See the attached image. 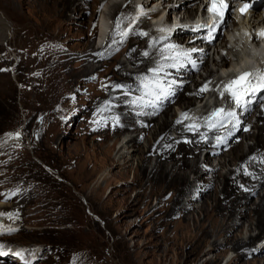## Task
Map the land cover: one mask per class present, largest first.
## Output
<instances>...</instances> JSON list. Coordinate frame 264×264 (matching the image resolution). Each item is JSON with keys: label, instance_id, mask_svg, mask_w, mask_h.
I'll list each match as a JSON object with an SVG mask.
<instances>
[{"label": "rangeland", "instance_id": "rangeland-1", "mask_svg": "<svg viewBox=\"0 0 264 264\" xmlns=\"http://www.w3.org/2000/svg\"><path fill=\"white\" fill-rule=\"evenodd\" d=\"M122 1L123 4L126 3L125 0ZM154 4L156 3L151 4L150 7ZM14 6L29 23L30 27L26 33L31 32L37 41L36 44L29 43L21 26L17 23L15 25L14 20L0 11V25L3 31V35H0V157L9 155L13 151L27 160L18 167L20 171L17 174H6V176L4 173L0 174V203L8 204L5 213L11 215H7L9 218L5 220L13 226L11 230H0V251H6L7 254H15L18 257L16 250L21 248L24 250L27 247L31 249L27 256H19L18 262L0 260V264H201L211 255L206 253L208 246L196 251L191 244L180 243L184 221L177 215L168 214V198L158 201V198L152 195L146 199L149 188H146L145 195H137L138 187L133 186L131 182L132 170L124 178L117 173V168H112L113 175L101 179L98 177V168L102 165L101 160L105 155L102 148L105 144L112 145V140L100 137L109 131L107 130L109 120L107 116L102 117L99 113H95L91 96L100 87L99 80L107 75L109 66L106 67L103 64L99 70H96L97 78L92 75L83 77V82L76 88L53 87L51 73L53 69L50 65L61 60L59 53H56L57 48L50 44L43 46L44 38L41 33L36 32L39 24L31 8L16 3ZM109 10L105 13H103L104 9L100 10L98 19L96 18L97 21L95 20L90 32L94 33L96 25H99L100 21H105V25L108 24L109 27L108 36L111 33L112 39L117 41L120 35L111 32L114 20ZM87 15H89L88 11H78L74 21H81V17ZM149 18L144 22H149ZM230 20L234 19L229 17L223 30L209 43L211 46L209 52L203 55L208 56L210 61H212L214 44L218 45L221 37H225L228 42H233L231 33L226 34V31L233 28ZM130 23L125 27L126 29L124 28L125 31L123 30L124 37L128 35L130 31L128 28L134 24V21ZM242 25L244 24L239 22V26ZM69 26L62 39L64 45L68 46L65 48L66 53L69 48L73 49L77 42L85 39L79 35L82 24L73 22ZM51 30L57 32L58 28L54 27ZM152 33H155V30H151ZM152 36H156V33ZM105 41L106 39L101 43ZM261 44L264 45V41ZM239 49H242L241 45L232 50L224 47L220 53H227L228 62L236 65L235 63L239 62ZM121 50L123 46L106 55L104 59L109 61V58L121 53ZM65 55V68L62 71L68 72L71 78L74 73L72 68L75 65L72 59L77 53L72 54L69 50V53ZM124 57L120 54V59L124 60ZM102 62L103 60L96 61L94 66H99ZM124 67L137 70V67L127 63H124ZM174 67L177 68L176 65ZM203 68L199 65L192 70L197 83L200 81V74H205ZM154 69L157 68L154 67ZM219 74L215 73L207 80L208 88L218 79ZM149 77L152 75L144 78L146 81L161 83L158 85L170 93H174L176 87L184 86L193 91L197 84L194 80H189L186 84L182 82L175 85L164 79L167 76L162 74L157 80H150ZM172 77L180 81L186 79L185 76ZM226 83V81L221 82L217 90H223ZM93 84L96 86L94 89L90 86ZM168 84H173L174 87L169 86L173 88L167 89ZM133 92L134 94L128 99L136 101L129 107L136 109L135 116H141L150 111L149 105L154 102L153 98H148L142 88L135 89ZM63 94L65 97L62 96ZM225 94L223 97H215L213 94L212 97L211 92L204 91L191 107L190 115L195 109H201L206 100L210 107L215 103L218 104L216 108L223 107ZM201 98L203 100L199 102ZM167 105H172L171 112L175 111L177 116L181 115L182 109H179V104L174 101V98L164 106ZM259 106H264V96L259 99L257 97L249 105L248 111L244 110L241 116H233L238 129L228 138V141L234 140V137L240 133L248 132L249 126L241 127V122L252 116L253 111ZM159 110L160 108H157V111ZM237 111L240 112L239 107ZM196 113L198 111L193 117ZM227 121L223 120L221 125H225ZM221 125L217 127V131L222 127ZM170 133L173 139L178 137L174 130L171 129ZM129 134L125 133L119 143H115L114 146L119 147L122 140H126ZM219 138L225 152L228 147L225 144V135H220ZM245 143L247 147L252 144V141L247 139ZM144 144L143 138L139 145ZM194 150L200 154L199 159L202 162L207 149L195 146ZM219 152L212 150L210 154H215L216 158L213 157L210 164H205L201 168L213 167L216 173L222 175L232 170L233 167L230 165L224 168L219 167V161H222L221 152ZM131 161L133 165H136V160ZM153 163L152 157L148 163V171ZM110 169L111 167H105L102 171L107 172ZM209 175L207 174L199 181L200 185L207 187ZM262 177L261 186L242 199V206L238 211L244 209L246 204L252 207L259 202V198L264 194V174ZM193 178L194 175H191V179ZM193 182V185L199 183ZM215 186L216 189L221 190L220 185ZM195 189L198 190H195L193 194L198 192L197 196L200 191L199 188ZM5 194L12 195L3 197ZM183 201H186V197ZM199 204L200 202H197V205ZM0 216L4 218V215ZM242 226V236L247 238L249 235L258 234L257 230L247 232L249 228L247 223ZM236 229L234 228L232 232ZM263 236L264 233L245 251L228 249L217 264H226L231 258H235L237 264H264ZM186 258H190L188 263H184Z\"/></svg>", "mask_w": 264, "mask_h": 264}, {"label": "bare ground", "instance_id": "bare-ground-1", "mask_svg": "<svg viewBox=\"0 0 264 264\" xmlns=\"http://www.w3.org/2000/svg\"><path fill=\"white\" fill-rule=\"evenodd\" d=\"M159 1L125 0L126 3L123 4L122 0H0V11L4 14L6 13L10 19L14 20L15 25L17 23L21 26L28 37L29 43L36 44L35 35H31V32L26 33L30 27L28 21L24 19V16L21 15L20 10L14 4L31 8L39 24L36 32L41 33L44 38L43 46L47 44L55 46L57 48L56 53H59L61 59L60 62H53L50 65V68L53 69V72H51L53 75V87L59 86L61 89L76 88L78 84L83 82V77L92 75L97 78L98 72L96 70H99L103 64L106 67L109 66L107 75L102 80H99L100 87L91 96L95 113H99L102 117L105 115L109 120L107 129L109 131L100 137L112 140V145L105 144V147L103 146L102 148L105 155L101 160L102 165L98 168V177L101 179L102 177L106 178L108 175H113L111 173L112 168H117V173L124 178L132 170L131 182L133 186L138 187L137 195H145L146 188H149V194L146 199L152 195L157 197L158 201L168 198V214L183 218L184 229L181 231L180 243L191 244L196 251L208 246L206 253L211 255L201 264H217L228 249L233 251L243 249L245 251V249L254 245L255 241L259 240L264 233V194L259 198L257 204H253L252 207L246 204L244 209L238 211L242 206V199L250 192L257 190L263 182L264 106H259L258 109L253 111L252 116L241 122V127L249 126L248 132L236 135L232 141H228V138L238 129L234 118H230L228 123L226 122L227 124L221 125L223 120L225 121L229 118L225 117L216 127H209V123L215 121H208L206 118L216 108L217 103L210 107L206 100L201 109H195L192 115H190V111L191 107L195 105L196 99L204 92L200 91L201 88L207 84V80L215 73L220 74L218 79L208 88V92H211L212 97L213 94H215V97L221 96L220 90H217L218 85L221 82H228L236 78L241 73L238 72V69L242 65L249 64L252 57L246 51L250 50V47L254 48L256 53L262 51L255 46H257L260 37L263 36H260L259 32L251 27L254 24L248 20V15L243 18L239 17L240 22L244 24L240 27H237L235 20H230L233 28L230 31H226V34L231 33L233 42H228L225 37H221L219 44H214L212 61H210L208 56L203 55L209 52L211 46L209 42H204L201 35L197 34L194 38L193 34H191L192 32H187L191 28L183 24L177 26L173 31L171 30L174 25L172 14L179 13L180 22L182 19L195 17L198 9L197 0H186L174 9H170L166 14V21H168L166 25L161 24L160 17H157L161 10L148 12L149 6L156 2L159 3ZM101 9H104L103 13L110 9L109 13L114 20L111 32H116L120 35L115 41L110 33L104 42L105 44L103 43L104 45L101 42L104 40L106 28H108V24L105 25V21H100L99 25H96L94 33L90 32ZM81 10L88 11L89 15L82 16V20H78L79 22L74 21L77 12ZM251 17L254 16L252 15ZM148 18L150 21L145 23L144 20ZM133 21L134 24L128 28L130 29L129 33L127 32L128 35L124 37V28ZM261 21L264 22V19H261ZM73 22L82 24L83 27L79 29V35L85 39L77 42L73 48L74 50L69 48L72 54L77 53L72 59V63L75 62V65L72 68L74 70L73 76L70 78L68 72L62 71L65 68V54L69 53V50L66 53L65 48L68 46L64 45L62 39L68 28L71 27L69 25ZM154 24L157 25L158 30L164 29V31L161 34L152 36V34L155 35V33L151 34V30L155 29ZM54 27L58 28L57 32L51 30ZM141 33H147V35H141ZM219 33V30H217L216 34L218 35ZM0 35H3L1 25ZM202 42L205 48L202 52H194V56H198V58L193 67L190 66L189 60L186 59H181L178 69L174 67L176 65L175 60H178V55L176 54L179 53L180 49H191L193 46H197V43H199V46L202 45ZM168 45L175 47L169 49ZM240 45L242 48L241 50L239 49L240 56L238 59L240 63L237 62L235 63L236 65L228 62L227 53H220L224 47L232 50ZM121 46H123L121 53L113 55L109 58V61L104 59L106 55L115 52ZM145 52L148 54L144 55ZM120 54L125 56L124 60L120 59ZM5 58L7 59V57ZM99 60H103L102 64L94 66V62ZM88 63L93 64L89 65ZM124 63L137 67V70L126 69ZM167 64L169 65L168 67ZM199 65L204 67L203 71L205 74H200V81L197 83L192 70ZM154 67L161 70L157 72L151 71ZM245 72L253 73L249 69H246ZM161 74L167 76L162 78L175 81L178 78L172 76H185L186 79L181 82L186 84L187 81L194 80L197 84H195L193 91L184 86L182 88L176 87V91L170 93L158 85L161 83L146 81L144 78L152 75V77H149L150 80H157ZM90 86L92 89L96 87L94 84ZM139 88L145 91V95L148 98H153L154 102L149 105L150 111L143 113L141 116H135V113H137L136 109H130L129 107L136 101L128 98L134 94L133 91L135 89ZM64 94L62 95L63 97H65ZM262 94L261 92L257 96L258 99ZM248 96L245 97L247 101L250 98ZM257 97L253 98V101ZM172 98L179 104V109H182V113L188 114L189 119H182L181 115L177 116V112H171L173 110L172 105L164 106ZM202 100L203 98L199 102ZM230 100L231 96L226 93L223 103ZM136 104L138 105L139 103ZM157 108H160V110L157 111ZM248 109L249 106L246 112ZM197 111L198 113L193 117ZM178 120L182 122L177 123ZM192 124L197 125L198 128L190 131L188 126ZM219 125L222 127L218 128L217 131ZM171 129L177 133L178 137L176 139L171 137ZM125 133L130 134L127 138L125 137L126 140H122V144L119 147H115L114 144L119 143ZM220 135H225L226 138L225 144L228 147L227 149L224 148L226 149L225 152L223 151V144H220L217 140ZM143 138L145 139V144L139 145ZM247 139L251 140L252 144L246 147L245 141ZM195 146L207 149L202 162L199 159L200 154L194 150ZM4 147H6L5 144ZM212 150L221 152L222 161H219V167L224 168L230 165L233 169L227 171L224 175L216 173L213 167L203 168V170L201 167L205 164H210L213 157H215V154H210ZM152 157L154 158V163L148 171V163ZM131 160H136V165H133ZM26 162L25 157H22L18 152L12 151L9 155L0 157V174L4 173L5 176L6 174H17L20 171L18 167ZM105 167H111V169L107 172H105L106 169L102 171ZM207 174H210L208 177L210 180H208L207 187H203L199 181ZM191 175H194L193 179H191ZM193 181H198L199 183L193 185ZM216 184L221 186L220 191L216 189ZM195 188H199L200 191L197 196L196 193L198 192L193 194L195 190H198ZM209 188L210 191L207 192ZM12 194H5L3 197ZM184 197H186L185 202L183 201ZM197 202H200V204L197 205ZM7 205L0 203V213H5ZM5 218L9 217L4 215V218H0V230H11L13 226L8 224ZM239 220H242V222H239ZM244 223L248 224L247 232L257 230L258 234L256 236L249 235L247 238L242 236V225ZM234 228L237 229L232 232ZM30 249L27 247L24 250L22 248L21 250H16L19 253L18 257L15 254H7L6 251L1 250L0 260L18 262L20 257L28 255ZM10 252L13 253V251ZM191 254L193 253L191 252ZM189 261L190 258H186L184 263ZM226 264H237V261L235 258H231Z\"/></svg>", "mask_w": 264, "mask_h": 264}, {"label": "snow or ice", "instance_id": "snow-or-ice-1", "mask_svg": "<svg viewBox=\"0 0 264 264\" xmlns=\"http://www.w3.org/2000/svg\"><path fill=\"white\" fill-rule=\"evenodd\" d=\"M103 7V5H101ZM250 7L249 4H244V6L241 8V12H245L248 8ZM228 9V4L226 3V0H210V7L208 10L213 13L215 18H223L225 11ZM117 26H119L117 24ZM205 27H210V32L211 30L214 29L213 26H207ZM161 31H164V29H161ZM126 35V33H125ZM141 35H147V33H141ZM260 36H264V30H262L259 33ZM169 49L174 48L175 46L173 45H168L167 46ZM192 51H196V49H192ZM148 53L145 52L144 55H147ZM176 55H188V53H177ZM161 69H153L151 71L157 72L160 71ZM253 76V73L251 72H242L236 78L229 80L226 84L223 86V90L220 91L221 97L224 96L225 92H227L233 100L237 103V105H240L244 102L245 97L257 90L259 87H264V74H262L259 79L261 81V84L257 85L256 87H253L252 82H251V77ZM208 87L207 84L203 88H201L200 91H207ZM234 113L232 112H225L223 108H216L212 111V113L206 118L208 121H215L213 123H209V127H216L218 123H220L225 117H231L233 116ZM182 119H189V116L187 113H182L181 114ZM182 122L181 120H178L177 123ZM189 130H196L198 128L197 125L192 124L189 125ZM247 130V129H245ZM18 135V134H17ZM221 138H217L218 142H220ZM0 215H11V214H5V213H0ZM19 255V253H18Z\"/></svg>", "mask_w": 264, "mask_h": 264}]
</instances>
